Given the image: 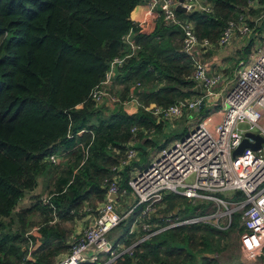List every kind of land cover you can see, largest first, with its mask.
<instances>
[{
	"label": "trees",
	"instance_id": "trees-1",
	"mask_svg": "<svg viewBox=\"0 0 264 264\" xmlns=\"http://www.w3.org/2000/svg\"><path fill=\"white\" fill-rule=\"evenodd\" d=\"M209 1L210 14L177 13L179 19L193 22L200 40L208 39L217 46L228 22L241 16L250 18L255 32L264 35V18L258 25L253 20L264 8L254 10L249 0ZM143 3L145 0H0V264H54L57 257L68 253L71 223L82 215L97 217L115 179L121 190L131 192V171L140 162L134 159L124 164L127 152L134 150L139 155L141 149L154 148L151 133L164 132L166 121L154 111L199 95L192 79L195 62L183 51L182 29L165 24L157 13L153 14L157 19L153 30L135 23L133 15ZM129 35L136 50L126 42ZM254 43L246 44L245 55ZM116 59L123 63L115 66L108 92L119 102H96L92 94L102 87ZM133 101L136 112L130 114L125 107ZM196 113L205 116L206 111ZM144 136L148 138L143 144ZM51 156H58L56 164L49 160ZM49 173L56 179L51 198L38 200L26 211L43 218L30 223L32 230L26 235L24 228L14 231L16 222L25 227V211H18L21 202ZM218 197L222 199L221 194ZM244 197L241 193L239 200ZM181 199L187 198L166 197V208L149 219L158 225L152 232L207 216L212 205L187 199L189 206L181 207ZM177 207L179 213L167 221L165 215ZM233 218L237 227L242 215L235 213ZM133 221L118 227L123 230L120 239H125L126 248L148 235L141 229L140 237L133 240L129 236ZM208 223L158 232L116 263L218 264L204 255L210 253L214 238L225 237L226 231ZM240 230L243 233L244 227ZM191 232L202 234L195 240ZM23 241L28 244L26 251L18 246ZM180 256L183 258L177 260Z\"/></svg>",
	"mask_w": 264,
	"mask_h": 264
},
{
	"label": "built area",
	"instance_id": "built-area-1",
	"mask_svg": "<svg viewBox=\"0 0 264 264\" xmlns=\"http://www.w3.org/2000/svg\"><path fill=\"white\" fill-rule=\"evenodd\" d=\"M257 3L259 0H249L250 6ZM145 4L146 17L158 13L165 24L182 29L183 51L195 62L192 79L196 88L200 89L199 95L193 100L180 101L167 109L158 108L154 114L161 120L173 121L197 110L201 102H204L203 110L206 114L188 134L174 145L160 150L148 167L130 179L129 186L135 198V205L125 214L119 211L116 202L118 195L125 196V192L120 190L118 180L115 179L109 189L107 202L100 208L94 222L85 228L82 235L71 240L69 252L55 264H100L98 258L102 255L110 258L101 264H114L123 255H132L136 245L158 232L178 225L207 221L217 216L191 218L152 232L153 226L158 225H152L149 219L166 208L165 200L169 195L182 196L193 203L224 204L225 201L218 195L225 192L244 194L245 199L237 208L242 214L244 227L240 237L243 253L251 256L264 247V143L257 152L247 149L243 154L233 157L245 134L253 132H239L240 123H247L251 130L256 128L257 132L253 133L264 137V46L254 60L239 63L234 85L228 88V83L224 85L221 76L211 74L203 63L196 61L195 50L211 49L215 45L208 39L200 40L191 21L178 18L176 8L179 3L176 0H145ZM182 6L187 12H212L209 4L202 6L197 0H184ZM263 18L264 13H261L256 23ZM145 22L146 20L143 24ZM254 30L246 16H242L238 21H230L216 47H227L235 35L250 39L255 34ZM126 42L133 50L137 49L131 41V35L126 38ZM122 63L123 60L116 59L102 87L98 86L94 90L92 98L96 102H119L108 91L115 77L114 68ZM220 84L222 86L219 88ZM220 105L223 114L218 120L215 111L216 106ZM126 155L128 159L124 164H129L138 154L129 150ZM49 160L56 164L58 156H51ZM110 196H115V200ZM139 208L141 227L148 235L128 249L116 253L114 241L110 238L111 232ZM235 213V209L227 208V219L230 222Z\"/></svg>",
	"mask_w": 264,
	"mask_h": 264
},
{
	"label": "crops",
	"instance_id": "crops-1",
	"mask_svg": "<svg viewBox=\"0 0 264 264\" xmlns=\"http://www.w3.org/2000/svg\"><path fill=\"white\" fill-rule=\"evenodd\" d=\"M176 1L180 5L179 0H176ZM197 1L202 6H206L207 4H209L211 9H212V6H211L212 3L209 0H197ZM248 4H249V2H248ZM251 7L254 10L258 11V10H262L264 8V4H262L261 1L259 0V3L254 4ZM146 12H147V6H146V4L143 3L135 11V13L133 15V21L135 23H137V24H141V23H143L146 20V22H145V24H143V26H147L151 30H153V28L156 27V20H157L156 16L155 15H151L149 17H146ZM195 12H202L204 14H210V13H207L205 11H195ZM195 12H187V10H186V12L184 14L191 15V14H193ZM177 13H180V12L177 11ZM258 16L255 19H253L256 25L259 24V23H256V19L258 18ZM240 18H238V20ZM248 19H249V23H250L251 19L250 18H248ZM185 20H187V19H185ZM253 28H255V30H256L255 26H253ZM255 30H254V32H255ZM263 37H264L263 34H262V36H259L256 32H255L254 36L251 37L250 39H246L245 37L241 38L240 36L235 35V37L232 40V42L230 43V45H228L227 47H225L223 49H219L218 47L215 46V47H213L211 49H201L200 48L198 50H195V52H194L195 53L194 54L195 55V59H196V61H199V62L203 63L205 65V68L207 69V71H209L211 74H215V75L221 76L222 82L227 83V81L230 78H234L235 73H236L237 68H238V65H239V63L241 61L249 62L251 60H254L256 58L258 52H260V50L259 51H254L253 47H252V50L250 51V54L249 55H245L244 52L246 51V48H247L246 44L251 42L252 40H255V42L259 41V39L262 40ZM221 86H222V84H220L218 87L220 88ZM194 90H195V92L197 94L200 93V89L199 88H195ZM195 97H196V95H193L190 98H188L187 100H193ZM125 110L128 113H130V114L135 113L136 112V106L134 104V101L133 102H128L126 104ZM192 112L195 113V112H201V111L194 110ZM192 112L186 114L185 116L188 117L190 114H192ZM202 116H200V117H202ZM179 119H181V118H179ZM198 120H199V118H198ZM196 124L197 123L191 124L192 126L194 125L192 128H191V126H189L187 128L182 129L181 131H179L180 132L179 134H176L177 132H175V134H173V135H176L174 140H171V138L167 137L166 140H165V142H167V147L173 145L177 140L183 138L182 136L186 135V133L188 134L189 131H191L196 126ZM169 129H171V128H166L164 130H169ZM164 132L162 133L163 135H164ZM149 138L153 139L151 136ZM146 148L147 149L144 150L145 151L144 154H146L147 156L143 160V162H141L142 161L141 157H139V155H137L136 160L138 159V161L140 163H139L138 166H136L134 169H132L130 179L132 177L136 176L137 174H139L146 167H148L151 164V162L153 161L154 157L158 154V151H156L157 149L156 150L153 149L154 151L150 152L149 150L152 147H146ZM138 153H139V151H138ZM121 169H122V167H120L118 170L120 171ZM46 178H47V181H49L50 179L53 180L55 178V176H53L52 174L49 173V174L41 177L39 179L38 185L40 186L42 184L41 183L42 180L45 181ZM39 186H38V188H39ZM123 191L125 192V196H122L121 194H119L118 197L116 198V202H117V207H118L119 211L121 213L125 214L126 212L130 211L134 207L135 198H134V196H133V194L131 192L129 193V192H126L125 190H123ZM113 200H115V196H114ZM139 209H136L130 216H128L125 219L126 223L131 218H133V220H134L132 222L131 229H130V232H129V236H131V238L133 240H137L140 237L139 233H140V231L142 229V227H141V222L142 221H140L141 220L140 219V213H138L136 215V213L138 212ZM179 210H180V208H179ZM179 210H178V212H179ZM178 212L176 214H178ZM176 214H174V212L172 214H168L169 217H166V215H167L166 214L165 218L167 220H170ZM208 215H209V212H208ZM95 218L96 217L94 215H92V214H90V215H82L80 218L78 217L73 224L71 223V226L75 227V229L73 230V234H72L71 240L73 238H76L77 236L82 235L83 231L85 230V228H87L91 223H93ZM204 222H207V221H204ZM241 224L243 226V220H242ZM120 232L123 233V230L118 228L115 231H113V233L110 235L111 240L114 241V244H115V247H116L115 248V252L116 253L121 252L122 250L128 249V248H126V245H125V239L124 240L120 239L122 233L120 234L119 237L115 238V234L116 233H120ZM240 243H241V240H240ZM241 247H242V244H241ZM242 254H243V247H242ZM65 256L66 255L64 254V258H65ZM87 257H89V256H87ZM109 258H110V256H107V255L99 256L98 262L103 263V262L107 261ZM114 264H117V263H114ZM233 264H264V247L261 250L257 251L255 254L251 255V256H246L244 254L240 255V258L237 257V259L234 261Z\"/></svg>",
	"mask_w": 264,
	"mask_h": 264
},
{
	"label": "rangeland",
	"instance_id": "rangeland-1",
	"mask_svg": "<svg viewBox=\"0 0 264 264\" xmlns=\"http://www.w3.org/2000/svg\"><path fill=\"white\" fill-rule=\"evenodd\" d=\"M262 42L264 43V39H262V40L259 39V41L255 42L253 45V50L254 51L261 50L264 46V44ZM227 83H228V86H227L228 88H229V86L232 87L234 85V78H230L227 81ZM227 83H224V85H227ZM220 106H216V111H215L216 112L215 113L216 118H218V119H220L221 118L220 116L223 114V111H222L223 108H222V106L221 107ZM210 113H213V112H210ZM202 115L203 114L192 112V114H190L188 117L184 115L183 117H181V119L168 121V122L166 121V124L164 125L165 126L164 129H166V128H171V129L164 130L165 131L164 135L162 133L152 135V133H151V137L153 139H155L156 144L154 145V148H151L149 151L150 152L154 151V150H156V148H158L156 151H159L160 147L165 146L167 144V143H165V140L167 137L171 138V140H174L176 135H173V134H175V132H177L176 134H179L180 133L179 131H181L184 128H187L189 126H191V128H192L194 125L192 126L191 124L197 123L198 118L200 119L201 118L200 116H202ZM250 127L251 126L248 125L247 123H240L238 125V131L239 132H241V131L257 132L256 128L251 130ZM147 138L148 137L144 136L141 139V143H144ZM140 145L141 144H139V146ZM146 149L147 148H145V150ZM139 152H140L139 157H141V159H142L141 162H143V160H144L143 154L145 153V151L143 149H141V151H139ZM55 182H56L55 178L53 180L50 179L49 181H47V178H46L45 181L42 180V182H41L42 184L39 186V188L36 191L26 194L24 200L21 202L20 207L18 209V211H21L22 213H24V211H25V213L23 214V216H24L23 220L25 222V227H22V224L16 222L15 225L13 226L14 231H19L18 229L21 227V228L25 229L24 234L26 235V233H28L32 230L30 228V226H31L30 223L33 224V223H39L40 222L41 218H43L41 216V214L29 213L26 211L30 208H33V206L38 202V200H40V199L43 200L45 198L50 199L52 196V195H50V192L53 191L52 188L54 187ZM221 195H222V200H224L225 203L224 204H220V203L213 204L212 203V205H210L209 210H208V212H209L208 216H210V215H217V216L214 218L208 219L207 222H209L208 224H210L212 226H215L219 229H222L223 231H226V234H225V237H221V238L215 237L214 238L215 240H214V243L212 245V249H211L210 253H207L204 256H206L207 258L213 259V260H217L218 264H233L234 261L237 259V257L240 258V255L244 254V253L242 254V247H241V243H240V237L242 234L240 229L242 227V224L239 221L238 226L235 227V223L232 224L234 218H233L232 222H230L227 219L228 217H227L226 213H227V208H228V209H235L236 213L241 214V212L237 208L239 206L238 204L243 202L245 197L243 199L239 200V196L241 195L240 192H225ZM187 203H188L187 199H181L179 202L181 207L182 206L183 207L189 206ZM57 220H58V218H55V221H57ZM241 222H242V219H241ZM74 229H75V227H73V230ZM9 233L12 236V231H10ZM121 233L122 232L116 233L115 238L119 237ZM191 234H192V236H194V239L197 240L199 238L200 234H202V233L201 232H199V233L191 232ZM2 235L3 234L0 233V238L2 237ZM121 236H122V234H121ZM20 243L21 244H19L18 246L23 248V251H26L28 244L24 241L20 242ZM69 246H70V243H69ZM62 258H64V254H63V256L61 255V256L57 257V259L55 260V263ZM182 258H183V256H180L177 260H181ZM179 264H186V263L185 262H179Z\"/></svg>",
	"mask_w": 264,
	"mask_h": 264
},
{
	"label": "water",
	"instance_id": "water-1",
	"mask_svg": "<svg viewBox=\"0 0 264 264\" xmlns=\"http://www.w3.org/2000/svg\"><path fill=\"white\" fill-rule=\"evenodd\" d=\"M179 2H180V5L177 6L176 8L177 11L180 13H185L186 8H184L181 4L184 2V0H179ZM203 108H204V102H201L197 110L202 111ZM263 143H264V137H262L259 134L253 133V132H248L245 134V138L243 139L241 145L234 151L233 157L243 154V152L247 149H251L257 152L261 149ZM110 198L114 199V196H110ZM178 210H179V207L175 209L174 214H176ZM166 217H169V215L167 214Z\"/></svg>",
	"mask_w": 264,
	"mask_h": 264
}]
</instances>
